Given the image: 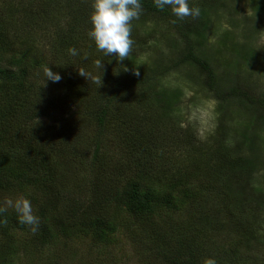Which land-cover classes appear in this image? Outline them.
I'll return each mask as SVG.
<instances>
[{
  "label": "trees",
  "instance_id": "1",
  "mask_svg": "<svg viewBox=\"0 0 264 264\" xmlns=\"http://www.w3.org/2000/svg\"><path fill=\"white\" fill-rule=\"evenodd\" d=\"M251 1V10L254 14L248 20H256L264 15V0ZM18 2L20 3V1ZM42 4L43 2L39 4L34 16L37 19L45 17L43 22H49L53 15L48 10L40 12L44 9ZM189 6L199 7L200 16L195 19L185 17L178 20L169 9L159 11L154 7L152 0H142L140 16H150L152 20L160 23V27L163 25L171 27L168 30L173 31L172 34H175L178 41L174 44L165 45L163 41L154 38V34L160 33L161 28H155L154 33H147L146 30L136 29L134 27L135 20L132 21L131 39L134 41L132 50L138 48L147 53L149 50H153L154 46L158 48L164 46L170 50L169 55L160 56L157 60V65L159 64L157 67H152L156 61V57L153 55L144 61L136 60L132 67L127 68L129 71L125 72L122 67L114 66L113 63L116 62L114 59H108L96 50L94 44L87 41L90 48L95 52L92 57L84 58V60L94 62L96 59H100V71L102 73L95 68L94 64L88 65L85 71L91 72L95 76L102 75L101 86L92 81H87L84 77L81 78V84H68L69 97L65 96L68 99L65 106L66 114L61 119L49 120L47 124H39V121L48 118V112L39 108V104L35 105V103L21 100L16 102L19 94L10 85L22 84L24 79L28 77L27 68L36 70L37 66L42 65L43 62L37 58H32L31 54L26 51L20 52L19 56L11 53L5 49V45L10 47L12 44L3 36L0 37V80L4 79L8 85L2 91L7 104L0 105V158L9 149L16 148L15 150L18 152L17 160L6 163L8 164L7 167L11 168V177L7 175L5 169H2L3 167H0V190L13 196H16V193L26 195V192H29L31 197L28 198L31 201L34 214L40 219V223L35 234H33L30 226L18 223L14 211L6 210L0 214V217L7 216L13 227L20 228L22 233L26 234L23 236L29 237V234L36 235L41 232L45 237H52L57 231H60L66 237L71 234H79L84 237V233L92 232L94 237L105 239L107 234H114L125 226L129 230L133 226L136 227L134 232L141 231L146 236H155V238L145 239L129 234L133 243L141 246V256L147 254L150 257L151 253L160 264H202V260L206 257L214 258L217 264H232L229 257L226 256L227 243L215 235L214 239L209 242L208 236H212V230L217 228L216 230L219 231L222 229L226 240L230 237L245 238L246 244H252L250 260L255 257L258 243L264 240V225L256 226L251 216L252 211L256 210V203L251 201L241 203L243 191H237V195L232 196L234 190L232 185L230 187L227 184L223 185L222 190L216 189L215 191L213 186L199 183L201 171L198 168L204 163L188 164V168L184 167L182 173L171 170L168 163L162 165L160 169H156L157 171H153L154 168L152 169L148 157L145 155L146 152H144L142 154L143 160L138 162L141 172L138 174L128 172L132 169V166L128 167V165L125 168V173H117L113 177L109 174L108 168L101 170L95 165L100 161L101 165H105V160L117 159L114 151L116 148L115 141L118 142V146L123 145L117 139L116 129L112 125L111 119L113 107L120 105V95L130 93L129 97L142 96L135 93L134 89L143 87L146 89L147 87L146 90L151 92L149 97L155 96L163 108V113H168L167 109H170L181 98V90L176 87L161 85V79L169 70L177 71L183 65L195 67L203 75L207 90L213 94L216 100L220 101L219 105L222 112L226 111L228 107L236 108V110L243 112L244 118H247L238 119L236 127H232L234 130L227 128L222 118L220 119L218 131L223 139H218L217 146L212 152H209L210 160L221 161L220 166L228 169L235 175L234 177L241 179L242 175L240 174L244 169L249 170L256 167L262 159L263 148H258L251 138L248 140L246 133L255 119L260 118L264 122V94H252L250 88L241 87L237 81H234L233 86L227 90L221 91L218 88L216 70L212 65L216 54L213 51L214 46L209 45L210 40L213 41V44H221L226 48L227 41L230 40L229 36L232 34L228 30L218 32L214 27H212L214 29H210L213 26L212 20L215 16L213 12L216 13L218 8L225 9L230 5L225 0H189ZM20 12L21 9H17V13ZM254 23L252 22V28H248L244 42L237 41L232 46L231 53L237 59L235 71L238 73H240L239 66H243V68L246 66L253 67L259 60L258 51L253 45V38L257 32V28L253 26ZM70 29L69 26L66 33L63 32L59 42L55 41L51 44L53 49L57 50L69 46L67 40L70 35L69 31H72ZM86 30L89 29L86 27ZM175 45H179L178 50H176ZM153 51L155 52V50ZM9 55L12 56L9 57ZM167 56H171L170 59H166ZM93 57L95 60L92 59ZM24 63L26 64L22 67ZM133 68L139 75H133ZM15 80L18 82L15 83ZM228 102H232L230 103L232 105L226 104ZM123 104L126 113L130 115L133 112L130 109V101ZM70 106L76 111L74 116L78 118L69 117L73 116L68 113ZM51 108L53 111L59 109L57 102H53ZM252 114L258 115L255 117ZM77 119L88 122L95 134L90 152L93 167L90 174L87 173V175L91 177L89 185L96 197L87 201L90 204L92 201L95 206L101 207L102 211L104 209V212L103 215H100L99 212L93 219L90 218L92 217L91 212L83 210L87 203L86 200L73 198L71 197L73 193L57 188L56 175L45 157V155L53 152L50 151L52 148L54 150L53 146L67 151L73 149L74 146H81V132L74 129L71 138L63 135L66 128L72 125L75 128L80 125L79 122H75ZM18 121L24 124L26 130L28 128L37 130L36 124L40 125L46 138L39 135L34 143L29 142L25 135L20 139L14 133L15 126H18L19 131H22ZM239 128L243 130L242 133L238 130ZM230 131L233 134L229 136ZM55 132L61 135L56 138L57 140L50 137ZM236 139H239L237 143ZM112 142L111 151L113 154H106L107 146L109 144L111 146ZM260 144L264 146L263 138L260 139ZM243 146L246 147L245 152H241L236 157L235 154L231 153V149L242 150ZM248 152L252 154L248 155ZM134 153L139 155L138 150ZM73 160L80 163L84 161H79L75 157ZM207 165L210 166L209 163ZM160 170H162L161 173ZM62 192L64 193L61 194ZM60 202L66 204L63 205L64 210L74 218H79L78 215L83 213L81 214L83 217L76 224V227H67L64 222L59 221L55 224L49 222L48 215L62 204ZM212 203L214 205L210 207ZM224 208L231 209L232 212L228 215H222ZM181 211H186L187 215L175 219L173 214ZM125 213L130 214L128 217L130 221L127 220L126 223H123L122 219ZM160 225H163L167 230L165 228L160 229ZM88 226L91 227L89 230H87ZM158 236H161L160 241L157 240ZM13 244L19 246L18 240H15L13 235H7L0 240V264H16L15 251L12 249ZM37 248L36 245L34 250ZM235 250H237V246L231 248L232 252ZM255 263L264 264V256L260 254Z\"/></svg>",
  "mask_w": 264,
  "mask_h": 264
},
{
  "label": "rangeland",
  "instance_id": "2",
  "mask_svg": "<svg viewBox=\"0 0 264 264\" xmlns=\"http://www.w3.org/2000/svg\"><path fill=\"white\" fill-rule=\"evenodd\" d=\"M40 1L43 2L42 8H44L40 12L48 10L53 15L49 22H43L46 19L45 17L37 19L34 16L37 7L39 8L41 3ZM225 2L230 6L225 9L218 8L216 13L213 12L215 16L212 20L213 26L210 28H215L218 32L228 30L232 33L229 36L230 40L227 41L226 48L221 44H213L211 40L209 42V45L214 46L213 51L216 54L212 65L218 76V88L225 91L233 86L234 81H237V84L241 87L250 88L252 94H264V15L256 20H248L254 14L251 10V0H225ZM90 4L91 0H0V37L3 36L12 44L10 47L4 44L5 49L18 54V56L20 52L24 53L26 51L31 54L32 58H37L43 62L42 65L37 66L36 70L27 68L28 77L24 79L22 84H10L19 94L16 102L21 100L35 103V105L39 104V108L48 112L49 117L39 121V124H47L49 120L61 119L66 114L65 106L68 99L65 96H68L69 89L67 85L72 83L81 84L82 77L78 74L77 69L83 68L85 70L88 65L94 64L92 60H84L85 53L87 58H90L95 52L90 48L87 41L91 44H94V42L86 34L88 31L86 27L88 29L91 27L89 23ZM17 9H21V12L17 13ZM252 22H255L253 26L257 28L253 45L258 51L259 60L253 67L246 66L243 68V66H239L240 73H238L235 71L237 59L231 53L232 46L234 42H244L248 28H252ZM159 24L156 20H152L150 16H140L138 20L134 21L136 29L146 30L147 33H154L155 28H161L160 33L154 34V38L163 41L165 45L178 42L175 34H172L173 31L168 30L171 27L169 28L167 25L160 27ZM69 26L72 29V31H69L70 35L68 34L69 46L57 50L53 49L51 44L55 41L59 42L63 32L66 33ZM251 30L253 31V29ZM175 46L178 50L179 45ZM70 47L76 48L79 54L75 57L70 56L67 52ZM157 48V46H154L153 50L155 52L149 50L147 53L136 48V50L130 51L127 59L119 62L114 55L106 57L110 60L114 59L116 62L113 64L116 67L129 68L136 60L144 61L154 55L156 61L152 67H157L159 65H157V60L160 56L170 54V50L164 46H160L158 50ZM222 51L223 53H220ZM11 56L9 55V57ZM170 57L167 56L166 59H170ZM92 59L95 60V57ZM166 59L165 61L168 63ZM44 65H48L50 70L58 73L61 80L57 83L50 81L44 83L41 73V67ZM180 68L177 71L169 70L161 79V85L176 87L181 90V98L170 109H167L168 113H163V108L157 102L155 96L149 97L151 92L146 90L147 87L146 89L144 87L134 89L135 93L142 96L129 97L130 93L120 95V105L113 107L111 119L113 121L112 125L116 129L117 139L123 145L118 146V142L115 141L116 148L114 151L115 156L118 158L105 160V165H101V161L95 165L101 170H107L108 168L109 174L113 177L117 173L124 172L128 165V167L132 166V169L128 172L132 174L141 172L139 163L143 160L142 154L144 152H146L145 155L148 157L152 169L154 168L153 171H157L156 169H160L162 165L168 163L171 170L182 173L184 167L188 168V164L202 162L204 164L199 165L200 169L198 168L201 171L199 173V183L213 186L215 191L216 189L222 190L223 185L227 184L229 187L232 185L234 189L232 196H236L237 191H243V198L240 202L251 201L256 203L257 207L254 205L256 210L251 213L252 220L256 223V226L264 225V146L260 144V139H264L263 119H255L246 133L248 140L251 138L258 148H263L261 154L263 160L260 159L257 166L252 169H244L240 174L242 175L241 179H238L228 169L219 165V163H222L221 161L210 160L209 152H212L217 146L218 139H223L218 131L221 118L224 125L230 130H234L232 127H236L238 119L247 118H244L243 112L236 110L234 106L235 109L228 107L226 111L222 112L219 105L220 101L216 100L213 94L207 90L203 75L195 67L189 65H183ZM17 82L18 80H15V83ZM5 86L8 87L4 79L0 80V105L7 104L6 97L2 94ZM128 101H130V109L133 111L130 115L126 113L123 104ZM53 102H57L59 109L53 111L51 108ZM230 103L232 102L226 104L232 105ZM68 113L73 115L69 116L70 118H78L74 116L76 111L72 106H70ZM252 115L256 117L258 114ZM76 121L80 125L75 128L73 125L66 128L63 135L71 138L74 129L81 132V146H74L69 151L53 146L54 150L53 148L50 149L53 152L45 155L47 159L45 160L47 163L50 162L48 165L51 166L53 173L56 175L55 183L59 190L71 192L73 193L71 197L83 198L87 201L92 197H96L89 185L91 177L87 175V173L90 174L93 167L90 152L95 134L88 122L80 119ZM18 124H20L22 131H19L18 126H15L14 133L20 139L25 135L29 142L34 143L39 135L46 138L40 125L36 124L37 130L32 128L26 130L24 124L19 123V121ZM238 130L240 133L243 131L240 128ZM232 134V131H230L229 136ZM60 136L58 132H55L50 137L56 139ZM238 140L236 139V143ZM112 147L113 142L111 146L110 144L107 146L106 154H113ZM245 148L243 146L242 150L231 149V153L235 154L236 157L241 152H245ZM15 149H9L0 158V167H3L2 169H5L10 177L12 175L11 168L7 167L8 164L6 163L18 159V152ZM137 150L139 155L134 153ZM249 154L252 153L248 152ZM74 157L79 161H84L81 163L74 161ZM208 163L210 166L207 165ZM159 172L161 173L162 170ZM17 195H22V193H16ZM16 196L0 190V204H2L5 197L15 198ZM24 196L28 198L31 197V194L26 192ZM60 203L62 204L48 215L49 222L55 224L59 221L64 222L67 227H76V224L83 217L81 215L83 213L78 215L79 218H74L64 210L63 205L66 204L64 202ZM91 203L87 201L83 209L91 212L92 217L90 218L93 219L99 212L100 215H103L104 209L102 211L101 207L95 206L92 201ZM213 205L214 203L210 204V207ZM6 210L13 212L11 208ZM231 212V209L224 208L221 214L228 215ZM185 215H187V212L181 211L174 213L173 217L180 219ZM123 217L122 222L126 223L130 214L125 213ZM3 219L6 220V223L0 224V240L7 235H13L15 240H18L19 246L12 245V249L15 251L16 264H160L151 253L150 257L147 254L141 256V246L133 243L129 234L145 239L155 238V236H146L141 231L134 232L136 227L133 226L129 230L125 226L114 234H107L105 239L94 237L92 232L84 233V237L79 234H71L66 237L60 231H57L52 237H45L41 232L33 235L35 231L33 234H29L28 237L23 236L26 234L22 233L20 228L13 227L7 216ZM90 228L88 226L87 230ZM159 228L163 230L165 227L160 225ZM216 229L212 230V236H208L209 242L214 239L215 235L218 239L227 243L226 256L229 257L232 264H256L255 260L259 255L264 256V240L258 243L257 253L250 260L252 257V244H246V239L240 237H230L226 240L222 229L220 231ZM165 230L167 229L165 228ZM157 240L160 241L161 236H158ZM36 245L38 248L34 250ZM233 246H237V250L234 252L231 251Z\"/></svg>",
  "mask_w": 264,
  "mask_h": 264
},
{
  "label": "clouds",
  "instance_id": "3",
  "mask_svg": "<svg viewBox=\"0 0 264 264\" xmlns=\"http://www.w3.org/2000/svg\"><path fill=\"white\" fill-rule=\"evenodd\" d=\"M154 7L159 11L169 9L173 16L178 20L185 17L193 19L200 16V8L189 6V0H152ZM91 12L89 14L90 29L87 36L95 44L96 50L104 56H115V59L123 61L127 59L134 45L131 39L132 21L138 20L142 13V0H91ZM70 56H77L79 51L76 48H68ZM87 58V54H84ZM94 66L97 70L101 69V60L96 59ZM127 72V67L122 68ZM78 74L87 81H92L101 86V76H95L91 72H86L83 68L77 69ZM101 72V71H100ZM43 82L50 81L57 83L61 76L50 70L48 65L41 67ZM102 73V72H101ZM133 75H139L133 68ZM7 208H11L17 215L18 223L30 226V230L35 232L39 226L40 219L34 214L31 201L24 195H17L15 198L5 197L0 204V214ZM6 223V220L0 218V224ZM202 264H217L216 260L206 257Z\"/></svg>",
  "mask_w": 264,
  "mask_h": 264
}]
</instances>
